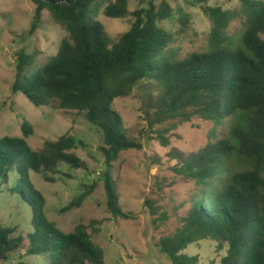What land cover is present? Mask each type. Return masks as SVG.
I'll return each mask as SVG.
<instances>
[{
	"label": "trees",
	"instance_id": "obj_1",
	"mask_svg": "<svg viewBox=\"0 0 264 264\" xmlns=\"http://www.w3.org/2000/svg\"><path fill=\"white\" fill-rule=\"evenodd\" d=\"M31 1L35 12L30 33L40 27L43 12L48 11L70 40L64 39L57 54L29 75L34 56L23 50L16 53L12 91L37 108L56 102L61 110L84 114L101 132L105 171L100 179L109 213L131 218L120 206L113 168L122 152L142 148L128 137L114 102L149 80L161 88L159 123L188 117V112L217 126L232 123L225 139L208 143L175 168L201 189L182 226L159 240V252L172 264H196L197 259L185 251L199 241L212 240L226 251L220 264H264V0H241L244 48L238 50L229 48L227 33L236 13L209 6L210 0H183L200 7L212 28L209 49L182 60L171 48L190 23L182 6L174 10L164 0H141L140 8L130 12L129 0ZM104 5L108 18H133L130 30L113 45L105 27L93 17ZM177 16L180 32L160 25ZM21 131L22 137L0 138V180L13 181L9 191L30 207L33 231L25 238L0 222V262L28 243L24 256L44 255L51 264H107L104 250L92 241V227L78 225L65 233L47 218L46 199L31 178L36 173L52 182L48 174L57 173L61 164L84 168L72 152L83 143L63 135L35 151L28 142L34 134L32 124L24 121ZM94 189L95 184L85 186L64 211L80 208ZM148 206L151 210L145 202Z\"/></svg>",
	"mask_w": 264,
	"mask_h": 264
},
{
	"label": "rangeland",
	"instance_id": "obj_2",
	"mask_svg": "<svg viewBox=\"0 0 264 264\" xmlns=\"http://www.w3.org/2000/svg\"><path fill=\"white\" fill-rule=\"evenodd\" d=\"M140 1L129 0L130 12L140 8ZM164 1L174 10L182 6L190 15L186 32L171 45L179 58L206 52L212 23L202 9L188 6L183 0ZM208 4L237 14L227 30L229 48L243 49L245 17L241 0H210ZM105 7L93 17L105 27L113 45L130 30L133 18H108L104 14ZM34 12L31 0H0V138L22 137L21 126L28 121L34 128L28 142L35 151H41L46 141H55L63 135H72L81 141L83 146L72 152L82 159L84 168L74 170L61 164L57 173L48 174L52 182L45 181L43 175L31 174L35 187L46 199L47 218L65 233H72L78 225L92 227V241L104 250L107 264H172L159 252L157 244L182 226L201 189L195 181L177 174L175 168L208 143L225 139L232 123L226 121L217 126L192 112H188V117L159 123L157 104L161 88L149 80L134 86L130 96L115 100L114 110L121 116L128 137L142 148L122 152L114 163L113 177L120 206L131 216L129 219L114 218L108 211L100 179L105 171L101 132L84 114L61 110L56 102L37 108L21 93L12 91L16 53L23 50L34 56L26 73L29 75L57 54L64 39L70 40L66 29L55 25L48 11L43 12L40 27L30 33ZM160 25L173 33L182 29L178 16ZM161 141L168 145L164 147ZM93 184L94 191L80 208L64 211L85 191V186ZM12 186L13 181L2 184L0 180V222L15 228L16 235L27 238L33 231L31 209L9 191ZM145 202L151 210L149 206L145 208ZM163 216L167 218L160 220ZM26 248L12 253L0 264H51L44 255L24 256ZM185 253L196 258V264H220L226 251L219 250L212 240H203L189 246Z\"/></svg>",
	"mask_w": 264,
	"mask_h": 264
}]
</instances>
